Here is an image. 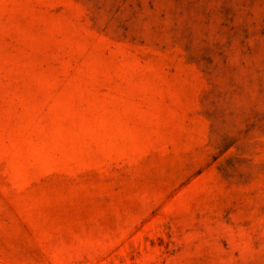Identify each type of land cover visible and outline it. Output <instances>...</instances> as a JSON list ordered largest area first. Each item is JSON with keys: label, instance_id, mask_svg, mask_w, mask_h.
Wrapping results in <instances>:
<instances>
[{"label": "rangeland", "instance_id": "rangeland-1", "mask_svg": "<svg viewBox=\"0 0 264 264\" xmlns=\"http://www.w3.org/2000/svg\"><path fill=\"white\" fill-rule=\"evenodd\" d=\"M0 264H264V0H0Z\"/></svg>", "mask_w": 264, "mask_h": 264}]
</instances>
